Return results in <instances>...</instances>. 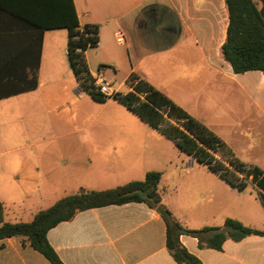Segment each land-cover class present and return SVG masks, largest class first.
Listing matches in <instances>:
<instances>
[{"label":"crops","instance_id":"0c3cea01","mask_svg":"<svg viewBox=\"0 0 264 264\" xmlns=\"http://www.w3.org/2000/svg\"><path fill=\"white\" fill-rule=\"evenodd\" d=\"M73 1L80 29H98L99 43L85 53L93 78L113 74L108 82L115 87L123 68L126 77L116 90L126 95L132 91L128 78L138 76L212 131L240 163L264 174V74H236L223 59L230 22L225 0ZM254 1L263 7L261 0ZM12 21V35L0 38V48L4 38V46L12 48L6 50V58L15 61L12 70L31 79L37 35L21 33L17 20ZM118 32L125 34L124 44L116 41ZM111 43L119 51L111 52ZM70 69L67 30H47L37 88L0 100L18 104L0 121L5 130L18 117L43 123V130H28L26 145L20 146L11 145L13 139L0 129V202L6 222H31L65 197L106 191L159 172L162 204L184 227L216 228L233 219L264 232V187L252 176L244 179L247 188L238 191L120 108L115 97L94 101L80 90ZM95 103L97 115L85 117ZM66 104L77 110L71 117L81 127L65 131L70 118L64 114ZM55 128L69 138L67 146L41 148L57 137H46ZM167 231L160 210L128 203L79 212L51 229L48 240L63 264H177L167 249ZM180 242L203 264H264V235L227 240L221 250L201 249L198 239L187 235ZM0 264L51 263L28 238L13 237L0 241Z\"/></svg>","mask_w":264,"mask_h":264},{"label":"trees","instance_id":"16d2710c","mask_svg":"<svg viewBox=\"0 0 264 264\" xmlns=\"http://www.w3.org/2000/svg\"><path fill=\"white\" fill-rule=\"evenodd\" d=\"M225 1L230 22L227 39L221 49L223 59L232 66L236 74L250 71H261L264 74V0H261V9L254 0ZM12 20H17L15 25H19L21 33L32 30L37 35V56L32 78L18 75L12 70L15 61L6 58V50L12 48L4 46L3 38L1 42L4 45L0 48V100L37 88L43 33L53 29H66L68 32V59L80 90L96 102L105 103L108 100L95 90L85 58L86 51L99 43L98 29L94 26L80 29L73 0H0V38L12 35L9 32V26L14 24ZM20 82L24 84L20 85ZM16 83L19 85H14ZM127 85L132 91L126 95L119 94L115 100L174 142L183 153L207 166L240 192L247 188L244 179L250 176L260 188L264 187V174L261 170L247 168L240 163L212 131L162 92L134 74L128 78ZM160 181L159 172H149L140 181L106 191L68 196L51 208L37 213L31 222H6L5 207L0 202V241L26 237L32 247L51 264H63L49 243L48 233L51 229L70 221L79 212L128 203H145L160 210L168 225L167 249L177 264H203L182 245V235L198 239L201 249L215 250H221L227 240L239 242L252 235H264L263 231L252 229L233 219L226 220L222 227L216 228L190 230L184 227L162 204Z\"/></svg>","mask_w":264,"mask_h":264},{"label":"rangeland","instance_id":"374dc122","mask_svg":"<svg viewBox=\"0 0 264 264\" xmlns=\"http://www.w3.org/2000/svg\"><path fill=\"white\" fill-rule=\"evenodd\" d=\"M111 52H117L119 51V49H117L116 45L114 43H111ZM70 75L73 77V71L72 69H70ZM113 74H108V76H105V81L108 82L109 79L111 77H113ZM126 74H125V70L122 68L120 69L119 74L117 75V77L115 78L116 82H115V87L114 89H117L119 87V85L121 84V82L123 81V79H125ZM121 92L124 93L126 92V88H122ZM67 106V104H66ZM97 106H99L97 103H95V107L96 109H91L88 110L87 114L85 115V117L87 118H91L93 115H97L99 109H97ZM18 104L16 103V99H10V100H5V101H1L0 102V121L2 120H6V118L9 116H11V112L15 109H17ZM123 108V110H125V107H121ZM67 108H69V106H67ZM100 108V107H99ZM66 112H64V114H68V116H70V118L68 119L69 122L68 124L65 126V131L68 130H72L75 129L76 127H81L80 125V120H77V118L75 117V115H73V117H71V114L77 111L76 109H74V111H72L70 108L65 110ZM72 111V112H71ZM106 112H104L103 114L99 115L100 118H104L106 115ZM3 122V121H2ZM3 124V123H2ZM41 124L39 121H31L29 118L26 119L25 122H21L20 117L15 118V126L14 127H9L8 130H5V126L6 125H1L0 129L1 131L5 130V134L9 136L10 138L13 139L12 144L14 146H20V145H26V135L28 134V130L33 129L35 131H39V130H43V128L41 127ZM77 129V128H76ZM98 129L97 126L93 128V130ZM55 132H48L46 135L47 139H48V135L50 133H54L57 135V137L52 138V139H48L46 141L43 142V144H41V148L42 147H47V148H64L65 146H67L68 142L70 141L69 138L65 135H62L63 132L61 130H59L58 128L54 129ZM59 135V136H58ZM252 194L255 196V194L252 192ZM256 197V196H255ZM258 217V215H257Z\"/></svg>","mask_w":264,"mask_h":264},{"label":"built area","instance_id":"2783aa9c","mask_svg":"<svg viewBox=\"0 0 264 264\" xmlns=\"http://www.w3.org/2000/svg\"><path fill=\"white\" fill-rule=\"evenodd\" d=\"M116 41L119 44H124L126 41V36L123 32H118L116 35ZM95 90L103 94L108 99L117 97L119 95V92L114 89V87L109 83L106 82L100 75L96 78H93ZM138 81H136L137 83Z\"/></svg>","mask_w":264,"mask_h":264}]
</instances>
